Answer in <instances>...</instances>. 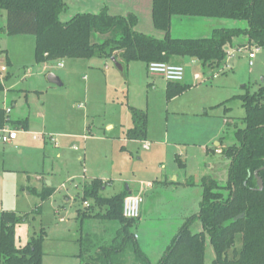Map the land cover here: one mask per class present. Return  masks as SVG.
<instances>
[{
    "label": "rangeland",
    "instance_id": "374dc122",
    "mask_svg": "<svg viewBox=\"0 0 264 264\" xmlns=\"http://www.w3.org/2000/svg\"><path fill=\"white\" fill-rule=\"evenodd\" d=\"M64 1L68 9L59 16L62 22L75 13H83V9L99 13L80 1ZM1 19L0 27L4 26ZM225 21L232 22L233 28L247 26L245 22ZM243 40V37L235 39L233 47L237 48V42L241 45ZM0 49V65L6 66L8 61L12 65L8 66L9 76L2 80L0 106L11 109V121L26 120L29 124L27 130L19 129L12 144H0V213L7 210L27 213L41 204L36 195L23 191L37 185L39 174L48 176L54 188L64 183L59 193L41 204L40 217L16 227L15 240L16 247H23L33 232L44 228L47 240L43 249L63 256L74 251L76 244L80 251V237L81 248L92 251V243H100L98 237L104 228V237L114 238L116 223L91 218L81 221V212L92 215L104 212L103 207L91 200L86 201V206L82 200L83 185L99 179L106 184L101 191L105 198L125 193L127 188L135 192L147 188V184L154 185L152 200L157 208H151L149 192L141 194V218L134 222L131 232L150 263L157 264L180 228L177 220L166 214L176 206L175 201H167L168 196L179 197L184 190L172 187V182L177 179L182 186L190 185L192 193L187 197L190 207L196 205V192L201 199L202 178L226 184L229 161L220 154L221 150H216L215 144L220 143L222 150L230 147L236 143L235 132L245 127L244 110L235 97L264 88V49L254 46L236 52L228 62L229 68L223 70L226 74L220 71L217 79L210 77V82L203 79L210 71L184 62L191 77L197 73L202 79L196 82V87L172 99L167 98V83L149 75L143 63L124 65L123 72L104 58L37 65L32 36L4 37L0 33ZM250 52L255 57L250 60L252 66H249ZM48 74L58 77L62 86L49 84ZM129 108L147 117L149 150L141 149L140 144L127 145L120 126L113 132L105 131L107 123L131 125ZM34 136L38 139L34 140ZM163 181L169 184L168 189L158 187ZM173 188L177 189L171 193ZM166 201L170 203L165 204ZM158 203L163 207L158 208ZM143 206L150 209L144 216ZM194 224L190 231L202 232L200 223ZM241 244V236L237 235L233 249L239 251ZM205 245V263L211 264L214 252L208 240ZM233 249L227 253L228 258L232 257ZM64 258L67 264H80L79 258ZM133 261L127 252L125 264ZM66 263L56 260L47 264Z\"/></svg>",
    "mask_w": 264,
    "mask_h": 264
},
{
    "label": "trees",
    "instance_id": "16d2710c",
    "mask_svg": "<svg viewBox=\"0 0 264 264\" xmlns=\"http://www.w3.org/2000/svg\"><path fill=\"white\" fill-rule=\"evenodd\" d=\"M65 9L62 0H0V12L6 19L0 33L4 37L32 36L37 65L115 58L125 66L143 63L147 67L153 62L176 64L177 60L188 58L217 70L226 60L225 48L232 47L237 38H244L242 48L264 49V0H152V24L163 33L162 39L136 32L137 19L132 14L111 16L103 9L96 14H76L61 22L59 16ZM172 18L222 19L245 22L247 26L216 29L209 38L174 39L170 36ZM2 86L0 82V91ZM189 88L183 83H167V98L172 99ZM235 98L244 110L245 127L235 132L236 143L221 150L220 154L229 161L226 184L220 185L210 177L201 179L198 212L186 219L157 264H206V240L214 252L211 264H264V169L261 170L264 168V88ZM130 112L132 128L127 131L126 140L143 142L147 135V117L134 108ZM3 118L0 108V125ZM11 123L17 129L27 130L26 120ZM255 172L262 181L261 191ZM105 185L99 179L83 185V203L91 200L99 208L103 207L104 212L95 215L81 212V221L91 218L116 223L118 229L107 244L92 243V251L81 248L80 237V264H125L127 252L133 256V264H151L131 232L136 220L122 216L123 201L128 194L105 198L101 194ZM54 191L44 187L36 196L43 203ZM40 214V205L28 213H1L2 264H42L44 228L34 233L23 247L15 245L16 227ZM196 222L200 223L202 232L193 234L190 228ZM237 235L242 241L239 251L233 249ZM232 249V257L228 258L227 253Z\"/></svg>",
    "mask_w": 264,
    "mask_h": 264
},
{
    "label": "crops",
    "instance_id": "0c3cea01",
    "mask_svg": "<svg viewBox=\"0 0 264 264\" xmlns=\"http://www.w3.org/2000/svg\"><path fill=\"white\" fill-rule=\"evenodd\" d=\"M62 1L66 5V8L68 9L66 2L64 0H62ZM77 1L82 2L83 3L82 4L83 6H86L87 8H88V6H90L89 8H94L96 11H99V12L104 9L111 16H127V15L132 14L137 19V24H136V26L134 28V30L136 32L141 33V34H144V35H148V36L153 37L155 39H162L164 37L163 33L160 32V31H157L153 27V24H152V18H151V1L152 0H77ZM86 10L87 9H83L82 12L83 13H91V14H94L93 11H86ZM76 12H80V11H76ZM76 14H82V13H75L74 15H76ZM74 15H71V17H73ZM0 18L3 19V21H2L3 23L2 24L5 25V22H6L5 14L3 16L0 15ZM233 26H235V25L232 22H226L225 20H222V19L172 18V20H171V27H170V36L172 38H174V39H203V38H209L212 35L213 31L216 30V29L233 28ZM234 28H238V27H234ZM237 44H239V45H237V48H234L233 46L232 47H226L225 48V52L226 53H231V58H228L227 57L226 60H225V65L227 66V68H229L228 62L231 59H233V57L236 54V52H240L241 50L244 49V48L241 47L240 42H237ZM232 52H233V54H232ZM184 62H186L187 65H192V66L198 64V65H200L202 67V69L204 71L205 70L206 71H210L211 74L204 75V77H203V79H204L205 82H210L209 81L210 77L213 78V80H214V79H217L218 76H219L218 73H220V70H218V69L217 70L209 69L206 66H202L201 63L199 61H196V60H192V59H188V58H183V59H179L178 60V63H176V64L182 65L184 67V69H185V65L183 64ZM120 64L122 65V72H123L124 65L122 63H120ZM6 66H7L8 70H9V67L8 66H10V68H11L12 65H11L10 61H8V65H6ZM43 66H46V65H43ZM62 67H63V65L60 68H62ZM221 72H222L221 74H224V75L226 74L225 71H221ZM8 74H10L9 71H8ZM195 75H199V74L195 73L191 77L186 72V70H185L184 81L182 83L184 85L190 86L189 89L196 87L197 86V83L196 82H201V79L202 78L200 80H194V76ZM214 76H215V78H214ZM0 108H1V106H0ZM130 109L131 108H129V114H130V116L129 115H127V116H129V120H130L131 125H129V122H128L129 120L127 121L128 117L126 116V121L128 122V124L126 123L127 126H126V124L125 125H121V124L120 125L119 124L117 125L116 124V125L113 126L112 124L107 123L105 125V131L106 132H113L116 129L117 126H120V128L122 129L121 132H122V135H123V141L127 145L128 144H138V145L140 144V145H142L141 149H143L145 151L146 150H149L150 143L147 140V135H146L145 141H143V142L128 141V140H126V133H127L128 130H130L132 128V119H131ZM16 121H23V120H16ZM28 125L29 124L27 122V129H28ZM213 142H215V140H213ZM46 144L47 143H45V145ZM144 145H147L148 146L147 149H144L143 148ZM215 147H217L216 150H222L220 148L221 147L220 143H217L216 142ZM79 160H80V158H79ZM178 160H179V158H178ZM174 180H175V182H172V185H173L172 187H177L178 186V188H181V189H184V190H183L182 194H179V197H175V196L174 197L173 196L171 197L170 195L168 196L169 198H167V201L170 200L171 203H173V201H175V205L176 206L175 207H172L171 209H169L166 214L168 216H170V217L173 216L177 220V226L181 228L187 218H189L190 216H192V215H194V214H196L198 212L199 202H200L199 201V194L196 192V195H195V202H196L195 204L196 205L193 206L194 208L193 207H190L189 206L190 204H188V201L189 200H188L187 197H189V195H191L192 188L190 186H187V185H183L182 186V184L179 183L177 179H174ZM36 181L38 182L36 186L26 187L25 189H23V191H26L27 192L26 195H30V194L36 195V193H40L42 191V188H44V187H47V188L51 187V188H53L55 190L54 193H53V195L50 197V199H51L54 195H56L57 193H59L61 191V186L64 184V183L63 184L61 183L57 188H54L53 182L48 179V176L42 175V174L37 175ZM41 185H43L44 187H42ZM158 185H159L158 187H162V188H167L168 189V185L169 184L167 182L163 181V182H160ZM105 187L102 189V191L105 190ZM153 189H154V185L153 184H150L149 187H147V188L142 187L139 191H135V192L130 191L127 188L126 189V193L128 195H136V194L141 193L142 196H143L144 194H146V193L149 192L148 199L149 198L151 199V200H149V201H152L151 202L152 203L151 208L154 209L157 206V204H156V201L155 200H152L154 198V196H155ZM173 189L174 190L171 193H173L175 191V189H177V188H173ZM30 191L32 193H30ZM167 201H166L165 204H169L170 203V202H167ZM41 204H39L40 205V209H41ZM158 205H159L158 208L160 206L163 207L162 203H158ZM160 209H162V208H160ZM148 210H150V209L146 208V206H143V208H142V215L144 216V214L147 213ZM7 211L20 213L19 211H12V210H7ZM187 212H190V213H187ZM1 213H0V215H1ZM40 216H41V214L40 215H37L36 218L37 217H40ZM140 218L141 217L139 215L138 220H140ZM195 225L196 224H194V226ZM180 228L178 229V231H175L176 232L175 233L176 235H177V232H179ZM117 229L118 228L116 227V230ZM104 230H105V228L103 229V231ZM103 231H102L101 234H99V237H98L100 239V243H98V244H101L102 246L105 245V244H107L108 242H110L112 240L111 237L105 238L104 237L105 234H104ZM34 233L35 232H33L32 235ZM176 235H174V236H176ZM31 236L29 237L28 241L30 240ZM15 238H16V229H15ZM75 238H77V235H76ZM137 239L138 238L136 237V240ZM46 240H47V238L45 239V241ZM45 241L43 242V245L42 246H44ZM171 242H170V244H171ZM95 243H97V242H95ZM169 245H167L165 248L167 249V247ZM138 246L140 248V245H138ZM76 247L77 248H75L74 251H71L66 256H63L61 254H57L56 251H54L53 253L50 252V251H45L46 250V247L44 249L42 247V252L44 254V257H43V260H42V264H47L50 261H56V260L58 262H64V263H66L67 260L66 261H63V259H65L64 257H68V256L71 257L70 260L75 259V258H78V255H79V253H78L79 252L78 244H76ZM141 251L143 252L142 249H141ZM62 254H64V253H62ZM59 256H61L63 258H60L58 260L57 257H59ZM49 257H51V258H49Z\"/></svg>",
    "mask_w": 264,
    "mask_h": 264
},
{
    "label": "built area",
    "instance_id": "2783aa9c",
    "mask_svg": "<svg viewBox=\"0 0 264 264\" xmlns=\"http://www.w3.org/2000/svg\"><path fill=\"white\" fill-rule=\"evenodd\" d=\"M247 49V48H244ZM233 54V52H232ZM231 58V53H226V58ZM249 66H252V60L254 58V53L250 52L248 54ZM62 66L61 64L59 65ZM227 67L224 64L218 69L223 71ZM147 73L151 76H156L162 78L167 83H182L184 81L185 69L182 65L178 64H167V63H157L153 62L147 66ZM8 74V68L5 65H0V82ZM215 78V76H214ZM199 75L194 76V80H200ZM4 113L3 123L0 125V144L9 145L12 144L16 139L19 132V129L12 126V121L9 119L11 114V109L8 107L1 108ZM34 140H37L38 137L34 136ZM147 145H144L143 148L147 149ZM150 184H147L149 187ZM142 204L141 193L136 195H128L123 201L122 207V216L126 220H137L140 215V205ZM86 206V202H84ZM136 238V236H134Z\"/></svg>",
    "mask_w": 264,
    "mask_h": 264
},
{
    "label": "water",
    "instance_id": "95a60500",
    "mask_svg": "<svg viewBox=\"0 0 264 264\" xmlns=\"http://www.w3.org/2000/svg\"><path fill=\"white\" fill-rule=\"evenodd\" d=\"M111 63L114 65V67L119 71L122 72V65L115 59V58H111L110 59ZM46 80L49 84L54 85V86H58L61 87L62 83L60 82L59 78L56 77L53 74H48L46 77ZM264 168H262L261 170H263ZM258 172L254 173V177L256 179L257 182V186H258V190H262L263 189V185H262V181L261 179L258 177Z\"/></svg>",
    "mask_w": 264,
    "mask_h": 264
}]
</instances>
